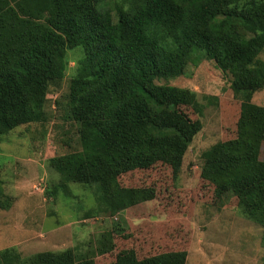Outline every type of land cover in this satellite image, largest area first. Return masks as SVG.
I'll list each match as a JSON object with an SVG mask.
<instances>
[{"label":"trees","instance_id":"trees-1","mask_svg":"<svg viewBox=\"0 0 264 264\" xmlns=\"http://www.w3.org/2000/svg\"><path fill=\"white\" fill-rule=\"evenodd\" d=\"M106 1L0 0V143L18 127L45 123L49 93L67 80L53 102L75 126L77 148L49 160L59 184L46 197L54 201L59 188L68 196V184H77L94 193L85 218L116 216L92 252L22 256L11 247L0 250V264L188 263L193 228L179 180L204 105L168 82L198 64L193 53L228 77L236 107L217 106L220 139L195 161L191 203L239 211L264 229V106L252 102L264 89V0H119L102 8ZM75 48L82 57L66 78ZM4 186L0 175L1 211L14 200ZM161 192L164 220L146 231L147 218L132 231L125 213L155 205ZM150 236L161 240L150 245Z\"/></svg>","mask_w":264,"mask_h":264},{"label":"rangeland","instance_id":"rangeland-1","mask_svg":"<svg viewBox=\"0 0 264 264\" xmlns=\"http://www.w3.org/2000/svg\"><path fill=\"white\" fill-rule=\"evenodd\" d=\"M118 1L107 0L101 7L114 8ZM67 54L70 63L66 78L70 77L76 61L82 57V50L75 48L68 50ZM192 58L198 60V64H189L181 79L168 82L195 92L204 105L203 127L189 147L179 180L187 193L185 207L188 216L185 217L191 220L193 228L187 264H264L262 227L244 218L239 211L191 203L197 181L195 161L220 139L217 106L229 103L232 111L236 107L228 89V77L212 62L201 59L200 55L193 53ZM257 60L264 63V50ZM66 85L67 80H64L58 93H49L48 120L45 123L18 127L0 143V175L5 183L4 192L14 199L10 209L0 210V250L13 247L22 256L66 248L89 253L98 246L97 238L116 221V216L93 215L88 219L83 216L93 207L94 193L88 187L69 183L71 194L68 196L59 188L54 201L46 197L45 191L59 184V175L49 168V160L67 154L72 147L77 148L75 126L66 120L62 110L54 107L53 102L64 94ZM204 97H216L217 105L214 101L204 100ZM252 102L264 106V89L254 94ZM69 139L71 148L66 144ZM191 162L194 165L189 170ZM163 195L164 192L158 195L155 205L130 209L125 213L127 221L133 224L130 226L132 231H137L134 224L148 223L150 217L154 219L146 231H152V225L164 220V213L161 216L165 203ZM148 238L150 245L161 240L157 236ZM161 248L163 246H159V250ZM146 249L138 251L146 253Z\"/></svg>","mask_w":264,"mask_h":264}]
</instances>
